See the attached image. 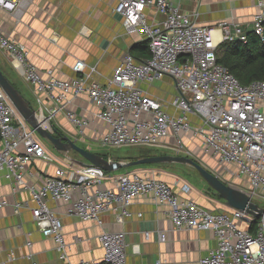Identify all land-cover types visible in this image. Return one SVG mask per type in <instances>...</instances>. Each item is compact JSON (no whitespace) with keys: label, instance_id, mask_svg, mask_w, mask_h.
I'll return each instance as SVG.
<instances>
[{"label":"built area","instance_id":"1","mask_svg":"<svg viewBox=\"0 0 264 264\" xmlns=\"http://www.w3.org/2000/svg\"><path fill=\"white\" fill-rule=\"evenodd\" d=\"M188 1L115 0L112 12L122 18L125 28L134 29L147 42L149 58L137 61L124 54L106 82L92 80V70L78 60L71 66L74 75L70 81L57 78L51 69L43 77L29 61L26 46L12 41L1 29L0 51L10 56L34 94L43 97L50 107L49 120L62 112L82 135L90 121L69 106L86 96L97 109V119L106 125L99 140L104 147H158L161 140L172 137L175 153L187 157L191 153L184 146L185 138L196 140L218 166L243 182L239 189L250 201L264 208V81L244 86L218 64V46L235 40L246 43L245 34L237 24L223 21L216 29L217 43L214 29L198 26L183 12L182 5ZM30 2L0 0V10L18 19ZM257 10L252 32L261 37L264 0H257ZM165 77L175 90L166 102L141 87L153 86ZM35 134L0 87V180L9 184L13 195L17 188L27 193V199L12 205L0 199V209L11 205L14 214L29 210L41 236L59 247L64 246L62 217L49 203L64 206L65 215L80 222L100 223L101 215L112 210L121 221L129 216L128 208L135 198L151 195L168 206L175 230L212 233L215 248L198 264H264V217L250 227L253 218L242 211H208L157 179L155 171H126L114 179L113 188L104 189L99 173L55 165L40 186H29L24 179L34 178L31 166L35 160L54 165ZM190 189L183 184L181 193L188 194ZM164 240V234L158 233V242ZM98 242L101 260L67 264H127L123 233L103 231Z\"/></svg>","mask_w":264,"mask_h":264},{"label":"crops","instance_id":"2","mask_svg":"<svg viewBox=\"0 0 264 264\" xmlns=\"http://www.w3.org/2000/svg\"><path fill=\"white\" fill-rule=\"evenodd\" d=\"M115 6V0H31L18 19L12 13L0 10V29L12 41L26 46L29 61L43 77L51 69L57 78L70 81L74 75L71 66L78 60L92 70V80L106 82L124 54L142 41L138 32L125 28L122 18L112 12ZM182 10L198 26L214 29L217 43H220V38L216 29L221 22L230 21L240 26L243 33L251 32L253 18L258 11L257 0H189L182 5ZM0 70L12 84V73H16L17 90L40 115L49 117L50 107L43 97L35 95L23 82L10 56L3 51H0ZM141 87L161 102H166L175 93L168 77L153 86ZM69 107L76 115L90 121L82 135L68 123L62 112L49 120L53 127L62 134L64 129L73 135L75 142H99L106 125L97 119V109L88 98L81 96L73 100ZM167 111L173 112L171 109ZM174 145L175 140L168 137L161 140L157 148L161 150L160 154L168 151L175 153ZM196 145H199L198 141L185 138L184 146L190 153ZM54 166H46L41 160H35L31 169L36 174L34 178L25 177V182L29 186H40L43 176L50 175ZM82 170L83 173L89 172ZM130 171L154 170L138 168ZM118 175H104L101 188H113ZM155 177L171 186L181 197L190 198L208 211H229L205 184L200 183L198 189L190 186L191 191L182 194L181 186L184 183L181 178L161 173ZM0 199L12 205L27 199V193L17 188V193L13 195L9 184L0 180ZM11 205L0 209V264H67L101 260L98 236L103 231L124 234L127 264H153L156 261L163 264H198L203 256L215 248L209 230H175L168 215V206L151 195L135 198L128 208L129 216L121 221L117 220V211L112 210L101 215L100 223L80 222L66 216L64 206L49 203L50 208L62 217V248L41 236L29 210L14 214ZM160 232L165 236L162 243L158 242ZM10 254L12 258H9ZM62 254L65 259L61 258Z\"/></svg>","mask_w":264,"mask_h":264},{"label":"water","instance_id":"3","mask_svg":"<svg viewBox=\"0 0 264 264\" xmlns=\"http://www.w3.org/2000/svg\"><path fill=\"white\" fill-rule=\"evenodd\" d=\"M0 87L3 89L18 114L28 126L44 141L58 156L71 165L99 174H112L122 169L143 165H181L193 168L203 182L213 190L226 208L244 212L253 219L264 217V208L250 201V198L240 189L226 184L201 165L185 156L155 155L133 161H115L106 159L99 154L78 147L75 141L57 131L48 118L40 115L23 97L15 86L0 70ZM51 129L47 130L44 126ZM247 220V218H245Z\"/></svg>","mask_w":264,"mask_h":264},{"label":"rangeland","instance_id":"4","mask_svg":"<svg viewBox=\"0 0 264 264\" xmlns=\"http://www.w3.org/2000/svg\"><path fill=\"white\" fill-rule=\"evenodd\" d=\"M131 33H133V32H131ZM11 78H12L14 86L17 89V84H16L17 75H16V73L13 72ZM43 114L46 115L45 113H43ZM45 128L47 130L51 129L47 124L45 125ZM62 132H64L63 135H66L71 140H73V141L75 140L74 136L69 134L68 132H66L64 129ZM75 137H76V134H75ZM35 138L43 143L47 153L53 159L54 165L62 167L65 170L70 169L69 168V166H70L71 170H79V171L84 172L82 170V168H79L77 166H72L67 160H65L64 158L58 156L55 152H53L50 149V147H48L45 144V142L37 134H35ZM75 144L78 147L83 148L85 150H89L90 152H92L94 154L100 153L101 155H105V156L107 155L108 159H110V160H114V159L115 160H128V159H135L138 157L153 156V155H177L176 153H173L171 151H168L166 154H160L161 150L158 149L157 147H151V148L140 147V148H127V149H122V150L121 149L120 150H112L108 147L102 146L99 142H90V144H89L85 141H77V142H75ZM199 145L198 146L196 145V147H195L196 149L194 148L193 151L191 152V154L187 157H189L190 159H192L193 161H195L196 163L201 165L203 168H205L207 171H209L213 175L220 178V180H222L223 182L239 189L241 187V185L243 184V182L241 180H238L235 176H230L226 171H224L220 166H218L216 161L214 159H212L211 156L205 154ZM159 168H161V169H159ZM151 169L154 170L156 174L161 173V174H164L166 176H167V174H169L170 176L176 175L177 177L181 178V180L183 181L184 184H186L188 186L195 187L197 189H198V186L200 183L205 184L203 182V180L200 178V176L198 175V173L193 168H191L189 166H182V167L177 166L176 167V165H169V166H165V167H155V168H151ZM116 173L119 174L120 172H116Z\"/></svg>","mask_w":264,"mask_h":264},{"label":"trees","instance_id":"5","mask_svg":"<svg viewBox=\"0 0 264 264\" xmlns=\"http://www.w3.org/2000/svg\"><path fill=\"white\" fill-rule=\"evenodd\" d=\"M246 43L235 40L233 42H224L218 46V58L217 62L223 66L229 73H231L242 85L246 86L254 81H264V24H263V34L261 37L254 35L251 32H245ZM129 54H131L137 61H144L149 58V50L146 41H141L134 44L129 49ZM45 127V126H44ZM99 155H101L99 153ZM108 159L107 155H101ZM155 156V155H153ZM179 156V155H171ZM144 157H138L135 159L128 160H115V161H133ZM164 165H143L127 169H122L120 173H124L130 170H136L138 168H155V167H165ZM182 167L181 165H176ZM161 169V168H159ZM116 173V172H114ZM119 173V174H120ZM113 174V173H112ZM108 175V174H101ZM111 175V174H109ZM227 184V183H226ZM207 189L212 191L213 195L221 200L217 195L214 194L213 190L209 188L206 184ZM258 219H253L250 223V227H253L257 223Z\"/></svg>","mask_w":264,"mask_h":264},{"label":"flooded vegetation","instance_id":"6","mask_svg":"<svg viewBox=\"0 0 264 264\" xmlns=\"http://www.w3.org/2000/svg\"><path fill=\"white\" fill-rule=\"evenodd\" d=\"M45 144L49 147V145L45 142ZM50 149H51V147H50ZM52 150V149H51ZM53 151V150H52Z\"/></svg>","mask_w":264,"mask_h":264},{"label":"bare ground","instance_id":"7","mask_svg":"<svg viewBox=\"0 0 264 264\" xmlns=\"http://www.w3.org/2000/svg\"><path fill=\"white\" fill-rule=\"evenodd\" d=\"M214 36H216V35H214ZM217 40V39H216Z\"/></svg>","mask_w":264,"mask_h":264}]
</instances>
